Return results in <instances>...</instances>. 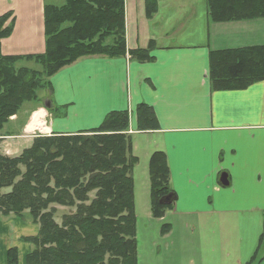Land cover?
I'll list each match as a JSON object with an SVG mask.
<instances>
[{
	"label": "crops",
	"instance_id": "crops-1",
	"mask_svg": "<svg viewBox=\"0 0 264 264\" xmlns=\"http://www.w3.org/2000/svg\"><path fill=\"white\" fill-rule=\"evenodd\" d=\"M52 1L0 0V16L11 13L14 25L2 40L4 55L44 53V11L46 4L56 3ZM155 1L149 8L157 10L148 17V0H125L127 48H144L153 41V60L141 62L129 52L78 59L50 78L52 90L43 101H48L51 118L38 127L33 120L26 128L80 134L97 128L110 112H130L128 133L139 158L134 171L143 158L150 203L149 161L155 151H163L176 193L169 211L192 218L212 216L214 223L220 222L213 223L220 227L219 236L226 233L237 247L234 262L248 264L264 244L259 242L264 234V80L242 89L215 90L210 54L263 46L264 18L212 22L207 0ZM142 103L154 109L156 129H138L136 108ZM26 128L4 137L10 151L24 142ZM223 174L227 186L221 183ZM209 234L196 239L206 244L213 236ZM17 247L24 264L31 247ZM7 250L0 252V264H7ZM261 251L258 264H264Z\"/></svg>",
	"mask_w": 264,
	"mask_h": 264
},
{
	"label": "trees",
	"instance_id": "trees-1",
	"mask_svg": "<svg viewBox=\"0 0 264 264\" xmlns=\"http://www.w3.org/2000/svg\"><path fill=\"white\" fill-rule=\"evenodd\" d=\"M152 3L157 4L148 0V17L157 10L149 8ZM207 5L212 22L264 18V0H207ZM44 14L45 51L24 56L2 53V40L12 34L14 25L11 13L0 16V131L24 102L39 100L40 90H52L53 75L82 57H119L129 52L141 62L153 60V41L144 48H127L125 0H66L61 6L46 4ZM22 61H34L41 69L18 65ZM210 79L215 90L242 89L264 80V45L212 51ZM136 115L139 130L158 127L151 106L139 104ZM129 124L128 111H113L90 131L37 136L19 157L0 155V189L24 177L11 192L0 195V215L29 210L40 226L37 235L25 239L33 245L25 264H138L133 172L139 158ZM48 145V155H59L60 160L47 163L43 151ZM59 145L64 146L63 154ZM20 166H25L24 174ZM149 178L152 216L162 218L175 201L167 205L160 200L176 197L163 151L151 155ZM92 192L96 197L87 204ZM74 200L79 202L77 211L57 223L56 210L48 206H70ZM259 242L264 243V234ZM257 255L258 250L248 264H258ZM7 257V264H19L18 249H10Z\"/></svg>",
	"mask_w": 264,
	"mask_h": 264
},
{
	"label": "rangeland",
	"instance_id": "rangeland-1",
	"mask_svg": "<svg viewBox=\"0 0 264 264\" xmlns=\"http://www.w3.org/2000/svg\"><path fill=\"white\" fill-rule=\"evenodd\" d=\"M52 2H56L53 3L54 5L61 6L66 0H53ZM170 29L171 28H169V30ZM128 56L131 57V55ZM20 64L34 69H41L34 61H22L18 65ZM50 92L48 88L38 91L39 100L24 102L20 110L10 117L8 123L0 131V155L9 158L19 157L25 150L33 145L34 139L37 136L46 137L47 134H44L39 128L38 130H31L29 132L28 127L34 120L33 113L42 107L48 110V120L51 118V109L45 106L48 104V101H43L46 97L50 96ZM28 124L29 126L26 128ZM24 128H26L24 132V142L19 143L15 150L10 151V145L5 142L6 139L4 137L15 135L17 132L22 133ZM51 134L59 135L58 133ZM50 147L51 146L48 145V148L43 151L44 158H46L48 164L61 159L59 155L56 157L48 155ZM57 149L61 154L65 152L64 146L62 145H59ZM40 158L43 163L44 159L39 156L38 159ZM142 163H146L143 158L138 168L133 172L135 180V212L137 215L136 238L139 252L138 264H238L234 262V259L237 257H233V255L237 247L233 243V239L230 240L228 235L224 232L219 236L220 227L216 226L215 229L214 224L219 225L220 222L214 223L215 219L212 216L192 218L182 214H174L169 210L167 211L166 218L163 220L159 221V218H154L152 216L150 195L145 186V175L141 172V168L143 167ZM20 168L24 174L26 172L25 166H20ZM28 173L32 174L30 170H28ZM63 178L69 179L66 177ZM21 179H24V177H16L10 186L1 188L0 195L11 192L15 186L20 185ZM32 185L34 186L35 183ZM71 193L73 194V190H71ZM89 196L90 201L87 202V204L92 202L96 197L95 192L90 193ZM71 200L66 201L70 202ZM78 205L79 202L74 200V205L69 206V204L51 203L47 209L52 210L54 208L56 210L55 221L62 224V216L73 215L77 211ZM167 224H170V226L168 227V231H165ZM39 227V224L35 222L29 210L20 212L18 215L15 213L0 215V252H4L6 248L8 249L7 252L12 248L18 249L17 245L21 247L23 243L29 244L32 250L33 245L25 240L27 237L31 236L22 238H20V236L25 232L35 233L37 230L39 231ZM6 228H11L9 234L5 232ZM206 232L210 233L209 235H213L211 236V240L206 244L200 243L197 239L199 237L203 239ZM263 249L264 244L258 251L257 259L260 258L258 256L263 253V251H261ZM25 258L26 256L24 260ZM6 261H8V257ZM19 264H21L20 257Z\"/></svg>",
	"mask_w": 264,
	"mask_h": 264
},
{
	"label": "clouds",
	"instance_id": "clouds-1",
	"mask_svg": "<svg viewBox=\"0 0 264 264\" xmlns=\"http://www.w3.org/2000/svg\"><path fill=\"white\" fill-rule=\"evenodd\" d=\"M48 117V110L46 108H40L33 113V119L37 124L46 122L45 118Z\"/></svg>",
	"mask_w": 264,
	"mask_h": 264
},
{
	"label": "water",
	"instance_id": "water-1",
	"mask_svg": "<svg viewBox=\"0 0 264 264\" xmlns=\"http://www.w3.org/2000/svg\"><path fill=\"white\" fill-rule=\"evenodd\" d=\"M221 183H222L224 186L229 185V181H228V179H227V175H226V174H223V175H222ZM175 199H176V197H173L172 195H167V196H164V197L160 200V203L170 205V204L173 203V201H175Z\"/></svg>",
	"mask_w": 264,
	"mask_h": 264
},
{
	"label": "bare ground",
	"instance_id": "bare-ground-1",
	"mask_svg": "<svg viewBox=\"0 0 264 264\" xmlns=\"http://www.w3.org/2000/svg\"><path fill=\"white\" fill-rule=\"evenodd\" d=\"M35 126H36V127H38V126H39V124H37V123L35 122Z\"/></svg>",
	"mask_w": 264,
	"mask_h": 264
}]
</instances>
